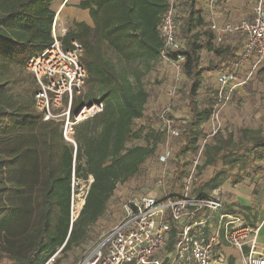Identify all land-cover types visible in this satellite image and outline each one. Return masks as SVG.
<instances>
[{"label":"trees","instance_id":"1","mask_svg":"<svg viewBox=\"0 0 264 264\" xmlns=\"http://www.w3.org/2000/svg\"><path fill=\"white\" fill-rule=\"evenodd\" d=\"M56 1L0 0V264L3 259L8 260L7 264H44L61 247L67 253L73 246L88 242L91 228L107 212L118 185L136 178L147 161L158 156L167 132L152 126L158 118L148 107L154 103L156 93L146 82L163 61V54L174 61L185 58L182 66L187 80L182 94L189 118L183 125V148L172 158L176 169L171 181L173 188L182 185L192 162L184 160L197 155L204 137L201 126L211 120L212 110H202L197 102L205 76L225 70L234 57L230 47L223 52L214 45L215 34L198 9L200 0H177L174 22L183 48L176 52L165 51L159 30L169 0L81 2V8L90 9L94 27L74 23L62 39L63 48L71 49L73 41L84 48L86 86L110 80L131 122L147 119L145 125L129 130L127 135V143L146 144L131 145L106 164L98 157L99 129L113 115L109 96L98 99L105 105L104 112L78 125L75 143L69 144L64 139L63 123L45 122L36 111V83L29 72L27 94L11 91L16 83L11 82L10 73L16 70L24 74L28 59L52 44ZM238 35L244 44V36ZM110 51L121 62L110 61ZM202 51L212 52L215 57L208 65L201 62ZM259 78L264 81V71ZM83 100L98 102L84 96L76 105ZM239 134L236 147H230L220 131L214 137L219 141L217 145L205 144L200 170L213 166L214 175L211 181L193 189L195 196L207 197L204 188L209 184L212 189L227 181L237 186L263 174L264 130L245 128ZM89 177L93 182L84 209L71 221L73 180L86 181ZM227 207L231 212L235 210L234 206ZM249 212L247 219L251 218Z\"/></svg>","mask_w":264,"mask_h":264},{"label":"built area","instance_id":"2","mask_svg":"<svg viewBox=\"0 0 264 264\" xmlns=\"http://www.w3.org/2000/svg\"><path fill=\"white\" fill-rule=\"evenodd\" d=\"M176 3L177 0H169L168 10L159 27L165 51L176 52L183 48L177 39L174 22ZM210 28L215 34L214 45L223 44L227 36H244L245 45L238 64L242 66L255 59L246 80L251 79L264 61V0H257L251 21H241L239 24L212 22ZM66 35L67 28H57L55 20L52 44L28 59L27 70L36 83V111L45 122H62L65 141L74 144L75 128L103 113L105 105L101 101L87 103L84 100L76 105L86 94L88 76L82 62L84 48L75 41L71 43V49L63 48L62 39ZM162 59L163 62L173 63L183 72L185 58L178 57L174 61L163 54ZM236 74V69L221 74L216 97L218 102L212 111V120L218 117L220 109L227 106L230 93L243 87ZM175 93V89H171L170 97ZM164 129L168 138L179 136L171 122H167ZM203 149L204 146H201L193 157L178 195H173V190L168 189L170 194H165L164 198L151 195L130 197L122 206L124 216L120 222L102 234L77 264H230L224 250L226 247L241 253V264H264V253L258 251L264 215L254 228L243 212H231L219 195L203 198L194 195L193 186L201 176ZM171 156L170 148L166 147L159 161L167 165ZM92 182L91 177L86 181L73 180L71 221H75L84 209ZM166 184L167 175L164 173L158 186L166 188ZM79 186L85 191H78ZM172 241L174 243L170 246ZM62 250L63 247L59 248L44 264H60ZM7 263L8 260L4 259L3 264Z\"/></svg>","mask_w":264,"mask_h":264},{"label":"rangeland","instance_id":"3","mask_svg":"<svg viewBox=\"0 0 264 264\" xmlns=\"http://www.w3.org/2000/svg\"><path fill=\"white\" fill-rule=\"evenodd\" d=\"M257 0H250L249 5L254 9ZM57 16L59 8L56 9ZM56 16L57 28L59 29H68V25L71 20L65 17L64 15ZM251 16H241L235 18H221V20L232 21L233 24H239L241 21L249 20ZM55 22V21H54ZM239 35L227 36L223 40V44H219L220 50L227 52L229 47L233 51L234 57L231 59V63L239 60V56L243 50V44L239 41ZM245 43V42H244ZM235 49V50H234ZM201 62L203 65H208L213 59L210 54H207L205 51L201 52ZM115 59V58H114ZM238 62V61H237ZM230 66V65H229ZM24 74L19 73L16 70H13L11 75V82H15L16 85H11V91H19L21 93L27 94L25 89H30L28 86L31 82L29 78L30 74L27 69H24ZM250 67L243 70L242 74L250 73ZM258 73L254 75V78L249 79L248 81L244 77H237L238 81L243 82V87H239L238 90L231 92L228 97V104L224 108L220 109L218 117H215L214 120H209L201 126V129L204 133V137L200 140V146H205L206 143H211V146L217 145L219 141L214 139L216 134L222 132V135L228 139L230 147H236L239 143V131L241 129H253V130H264V81H262L259 76L260 72L264 71V61L258 67ZM150 77L147 78V84L150 85L156 93V99L152 105L148 107V110L155 113V117L158 120H155L152 123L153 128L156 131H159L161 128L164 129V126L167 122H171L174 132H177L179 136L168 138V135L165 136L164 141L159 145L158 156L152 159H149L144 166L142 172L136 176V178L130 180L126 184L118 185L115 190V194L108 205V210L105 215L94 225L90 232V239L85 244H82L78 247L73 246V248L67 253H63L60 256V264H77L82 257L88 252L87 250L91 248L101 237L102 234L112 229L116 226L117 223L124 216L123 204L130 199L132 196H145L151 195L153 197H165V194H170L168 189H172L173 195L179 194V189L181 183L177 185V188H173L172 174L176 169V164L173 161V157L180 152L183 148L185 136H184V124L189 118V108L187 107V102L183 97V85L186 82V76L182 73L181 70H178L173 63L163 62L160 64L155 72L151 73ZM27 77V78H25ZM205 82L203 88L200 90L197 102L199 108L202 110H214L217 93L219 91V86L216 81L217 73L207 74L205 76ZM30 79V80H29ZM28 87V88H27ZM115 84L110 80L104 79L99 81L96 85H87L85 87V98L87 100L92 99V101H98V99L109 96V101L113 106V115L109 123L99 129L101 145L99 150V158H101L104 163L110 164L114 158L122 154L129 146L137 144L143 145L146 144L144 141L127 143V135L129 130H134L138 126L145 125L147 119H142L139 121L131 122V119L126 116L125 113V104L120 98L119 94L113 93ZM175 89L176 93L173 97H170L169 91ZM160 100L159 105L157 101ZM80 101V100H79ZM147 110V111H148ZM165 112V114H164ZM217 130V131H216ZM217 132V133H216ZM216 133V134H215ZM215 134V135H214ZM214 139V141H212ZM216 140V141H215ZM169 147L172 156L168 160V164L164 165L159 161V157L162 151ZM172 159V160H171ZM193 157L188 156L184 163H187V160H192ZM171 160V161H170ZM166 173L167 175V184L166 188L158 186L159 180L162 177V174ZM214 167L205 166L200 170V175L196 179V183L193 188L200 187L203 183L211 181L213 178ZM180 186V187H179ZM213 185L209 184L204 189L207 193V196L215 197L220 196L224 203L229 207L237 206L239 203L235 201L232 194L229 192L233 189L230 181L223 183L217 189H212ZM238 187H243L244 191L249 189L252 191V196L250 200L249 217L259 218V215L264 208V174L260 176H255L248 178L243 184L238 185ZM237 189L236 187H234ZM246 188V189H245ZM175 189V191H174ZM85 189L83 187L78 188V191ZM168 191V192H167ZM169 196V195H168ZM252 213L254 215H252ZM254 218H248L247 220L252 227H257V221ZM263 233V235H261ZM260 234L261 237L258 240V251L264 253V231L262 230ZM4 260V259H3ZM3 260L2 263L3 264Z\"/></svg>","mask_w":264,"mask_h":264},{"label":"crops","instance_id":"4","mask_svg":"<svg viewBox=\"0 0 264 264\" xmlns=\"http://www.w3.org/2000/svg\"><path fill=\"white\" fill-rule=\"evenodd\" d=\"M83 1L84 0H58L53 3V10L55 11V19L57 16V12L55 8L56 9L59 8L60 10L58 12L57 17H59L60 15H64L65 17L71 20L70 24L68 25L67 32L74 23H79V24L85 23L89 27H94V20H93V17H91L90 9H85V8L80 7L81 2ZM249 2L250 0H200L198 3V9L200 10L202 14L203 19H205L209 23L210 26L212 22H217L219 24L232 23V21L230 20L224 21V20H221V18L229 19V18H235V17H241V16H251L249 20H244V21H251L253 18V8L251 10L250 8L251 6L249 5ZM244 45L245 43L242 46L243 48H244ZM215 46L219 48L220 45H215ZM205 52L207 54H210V56L212 57L211 59H213L212 52H208V51H205ZM241 55L239 56L240 57L239 60L242 57ZM109 57H110V61L112 62H115V63L121 62L119 57L116 54H114L113 51L109 52ZM239 60L237 61L239 62ZM237 61L234 63H231L230 66L228 65V67L225 70L221 72H216L217 73V79H216L217 83H218V80L221 74L231 69H236L237 77L239 78L243 77V75L245 74L244 77L247 79V76L249 75V73L244 72V74H242V71L249 67L251 69L254 65L255 59L254 58L250 59L249 62H245L242 66H240ZM162 63L163 61L161 62V64ZM118 69H121V67H118ZM252 78H254V76ZM157 103L161 105L160 100H158ZM234 187H236L237 189H235ZM246 190L247 191H244L243 187H238L237 185V186H233V189L229 191L232 194L231 198L234 197L235 201L239 203V205L237 204V206H234L233 208L235 210H239L243 212L245 215H247L248 212L251 211L249 210L250 208L249 203H250L251 196H252V191H250L249 189H246ZM263 215H264V208L262 209L259 215V218L257 217L254 218L253 216L251 218H254V220L257 221V225H258L262 221ZM263 231H264V228H263ZM261 235H263V233ZM224 250L227 256L229 257L230 264H241L242 263V255L237 249L226 247Z\"/></svg>","mask_w":264,"mask_h":264}]
</instances>
